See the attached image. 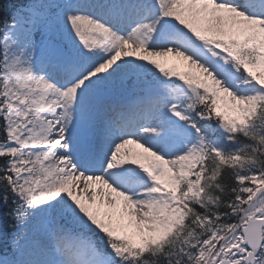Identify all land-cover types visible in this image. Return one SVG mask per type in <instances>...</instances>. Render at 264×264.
<instances>
[{"label": "snow or ice", "instance_id": "6c2138e0", "mask_svg": "<svg viewBox=\"0 0 264 264\" xmlns=\"http://www.w3.org/2000/svg\"><path fill=\"white\" fill-rule=\"evenodd\" d=\"M0 13V264H264V0Z\"/></svg>", "mask_w": 264, "mask_h": 264}, {"label": "trees", "instance_id": "16d2710c", "mask_svg": "<svg viewBox=\"0 0 264 264\" xmlns=\"http://www.w3.org/2000/svg\"><path fill=\"white\" fill-rule=\"evenodd\" d=\"M0 2L6 3V0H0ZM2 14H3V13H0V17H1ZM8 219L10 220L11 217H8Z\"/></svg>", "mask_w": 264, "mask_h": 264}]
</instances>
